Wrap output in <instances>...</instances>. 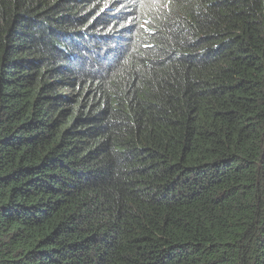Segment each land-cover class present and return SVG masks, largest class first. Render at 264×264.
Segmentation results:
<instances>
[{
    "label": "trees",
    "instance_id": "1",
    "mask_svg": "<svg viewBox=\"0 0 264 264\" xmlns=\"http://www.w3.org/2000/svg\"><path fill=\"white\" fill-rule=\"evenodd\" d=\"M0 264H264V0H0Z\"/></svg>",
    "mask_w": 264,
    "mask_h": 264
}]
</instances>
